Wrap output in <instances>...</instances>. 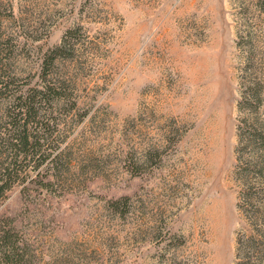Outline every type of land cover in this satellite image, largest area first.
<instances>
[{"label": "rangeland", "instance_id": "obj_1", "mask_svg": "<svg viewBox=\"0 0 264 264\" xmlns=\"http://www.w3.org/2000/svg\"><path fill=\"white\" fill-rule=\"evenodd\" d=\"M70 28L53 70L85 112L63 144L75 182L30 198L14 187L0 216L40 264H234L252 227L264 264V138L246 149L260 170L247 218L234 153L244 69L262 82L264 123V0H0V60L35 82Z\"/></svg>", "mask_w": 264, "mask_h": 264}, {"label": "trees", "instance_id": "obj_2", "mask_svg": "<svg viewBox=\"0 0 264 264\" xmlns=\"http://www.w3.org/2000/svg\"><path fill=\"white\" fill-rule=\"evenodd\" d=\"M68 29L59 45L45 54L37 81H25L16 67L0 60V206L8 193L19 187L20 193L30 198L31 191L55 193L75 182L72 173L73 152L63 146L73 120H81L77 100L71 98L65 87V79L55 72V61L63 56L68 37L76 33ZM1 54V53H0ZM239 76V99L234 148L236 157L235 175L240 184L237 208L247 218L251 199L255 196L248 183L249 169H255L257 161L248 156L246 149L264 136V123L256 112L261 102L262 82L244 69ZM75 110V112H73ZM248 156V157H247ZM77 161V159H76ZM85 161H79L80 175ZM34 186V187H32ZM42 191V192H41ZM128 196L111 200L109 206L122 213ZM254 206L255 203L251 202ZM249 217V216H248ZM13 217L0 216V264H40L42 257L31 238L15 223ZM260 229L252 227L251 233H239L235 240L234 264H253L259 257L261 246ZM51 264H73L57 258Z\"/></svg>", "mask_w": 264, "mask_h": 264}]
</instances>
